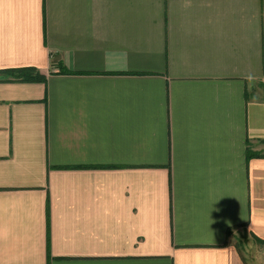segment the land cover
<instances>
[{"label": "crops", "instance_id": "obj_1", "mask_svg": "<svg viewBox=\"0 0 264 264\" xmlns=\"http://www.w3.org/2000/svg\"><path fill=\"white\" fill-rule=\"evenodd\" d=\"M263 95L264 0H0V264H264Z\"/></svg>", "mask_w": 264, "mask_h": 264}, {"label": "trees", "instance_id": "obj_2", "mask_svg": "<svg viewBox=\"0 0 264 264\" xmlns=\"http://www.w3.org/2000/svg\"><path fill=\"white\" fill-rule=\"evenodd\" d=\"M3 72L8 75L7 80L9 81L43 82L45 80V77L33 66L10 68V69L3 70ZM263 98H264V95H263ZM252 156H256V153L251 152L248 148H246L245 150L246 160H248ZM229 232H230L229 229H226V236L229 235ZM256 241H258V239H256ZM47 248L49 249V245H47Z\"/></svg>", "mask_w": 264, "mask_h": 264}, {"label": "rangeland", "instance_id": "obj_3", "mask_svg": "<svg viewBox=\"0 0 264 264\" xmlns=\"http://www.w3.org/2000/svg\"><path fill=\"white\" fill-rule=\"evenodd\" d=\"M232 237H234L233 240L237 250L244 258L246 257L245 259H250L252 252H262V250H258L255 244L256 242H254L250 234H247L244 228H233Z\"/></svg>", "mask_w": 264, "mask_h": 264}]
</instances>
